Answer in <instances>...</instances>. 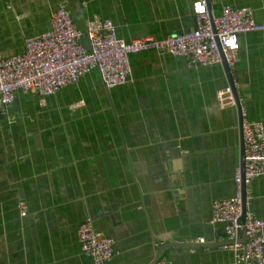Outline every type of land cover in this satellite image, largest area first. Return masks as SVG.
<instances>
[{"label":"crops","instance_id":"0c3cea01","mask_svg":"<svg viewBox=\"0 0 264 264\" xmlns=\"http://www.w3.org/2000/svg\"><path fill=\"white\" fill-rule=\"evenodd\" d=\"M195 0H0V57L25 52L26 40L50 28L59 7L87 32L111 20L125 41L164 39L197 27ZM249 7L264 23V0H211ZM232 70L250 122L264 124V32L239 37ZM89 48V40L83 38ZM126 85L108 87L98 70L59 93L19 92L0 110V264H93L78 229L90 220L115 240L108 264H237L215 200L235 194L240 162L237 105L223 108L229 87L222 65L189 67L166 52L131 57ZM247 209L264 220V176L250 186ZM22 205L26 207L23 215Z\"/></svg>","mask_w":264,"mask_h":264},{"label":"built area","instance_id":"2783aa9c","mask_svg":"<svg viewBox=\"0 0 264 264\" xmlns=\"http://www.w3.org/2000/svg\"><path fill=\"white\" fill-rule=\"evenodd\" d=\"M193 13L197 27L191 31L169 35L164 39H120L111 20H95L87 32L76 27L72 13L59 7L52 14L50 28L26 40L25 52L0 57V110L14 103L19 92L42 97L59 93L78 83L85 75L98 70L108 87L126 85L132 75L131 57L144 52H166L183 58L189 67L222 65L219 45L231 70L240 63L239 37L264 32V23L255 19L249 7L225 6L214 19L213 31L206 0H195ZM89 40V48L83 43ZM223 108L235 105L231 88L218 92ZM245 172L240 168L234 177L235 194L230 199L215 200L212 222L224 223L227 243L222 249L234 252L237 264H264V220L247 209L242 224L243 195L248 205L250 186L264 176V124L250 122L243 113ZM243 188H245L243 191ZM23 215L26 207L22 205ZM245 230L246 237L240 238ZM81 251L93 264H108L115 256V240L97 232L90 220L78 229ZM204 243V240H200Z\"/></svg>","mask_w":264,"mask_h":264},{"label":"water","instance_id":"95a60500","mask_svg":"<svg viewBox=\"0 0 264 264\" xmlns=\"http://www.w3.org/2000/svg\"><path fill=\"white\" fill-rule=\"evenodd\" d=\"M207 2V7H208V10H209V14H210V19H211V23H212V27H213V31L214 33H216V30H215V25H214V19H215V16H214V13H213V10H212V2L211 0H206ZM219 50H220V53H221V57H222V66L224 67V70L226 72V75H227V79H228V83H229V87L231 88V91L233 93V96L235 98V101H236V105H237V108H238V111H239V115H240V162H239V168L241 170V173H242V176L244 175V172H245V146H244V139H243V113H242V105H241V101H240V97H239V94H238V91H237V87L235 85V81H234V77H233V72L232 70L229 68L227 62H226V58L223 54V51H222V48L220 47L219 45ZM245 188H243V191ZM245 192H244V195H243V206H242V217L240 219V222L242 224L245 223V213H246V210H247V202H246V196H245ZM246 237V232L245 230H242L240 232V238L241 239H244ZM174 246H178V247H181V248H208V247H211V245H208V244H203V243H200V244H194V243H173V244H169V245H166L165 247L161 248L158 253L156 254V257H155V260L152 264H158L160 259L162 258V256L164 255L165 251L168 249V248H171V247H174Z\"/></svg>","mask_w":264,"mask_h":264}]
</instances>
